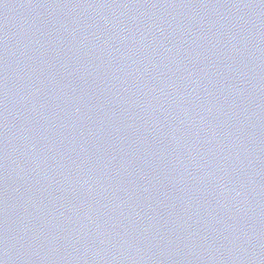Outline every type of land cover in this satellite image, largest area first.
<instances>
[{"label":"water","instance_id":"95a60500","mask_svg":"<svg viewBox=\"0 0 264 264\" xmlns=\"http://www.w3.org/2000/svg\"><path fill=\"white\" fill-rule=\"evenodd\" d=\"M0 264H264V0H0Z\"/></svg>","mask_w":264,"mask_h":264}]
</instances>
